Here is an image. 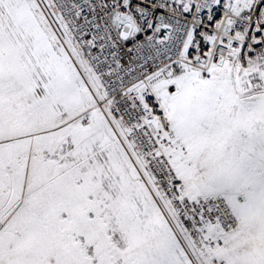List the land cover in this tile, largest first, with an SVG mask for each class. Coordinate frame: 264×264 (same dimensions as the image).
I'll return each instance as SVG.
<instances>
[{"label": "snow or ice", "instance_id": "1", "mask_svg": "<svg viewBox=\"0 0 264 264\" xmlns=\"http://www.w3.org/2000/svg\"><path fill=\"white\" fill-rule=\"evenodd\" d=\"M0 264H264V0H0Z\"/></svg>", "mask_w": 264, "mask_h": 264}]
</instances>
